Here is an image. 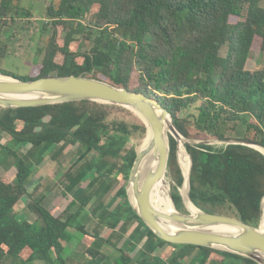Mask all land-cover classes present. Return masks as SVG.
Instances as JSON below:
<instances>
[{"label": "trees", "instance_id": "1", "mask_svg": "<svg viewBox=\"0 0 264 264\" xmlns=\"http://www.w3.org/2000/svg\"><path fill=\"white\" fill-rule=\"evenodd\" d=\"M22 11L30 15L21 0H0V60L11 54L8 40ZM44 14L40 32L51 27V34L43 47L36 44L42 59L21 79L83 74L157 98L187 138H240L264 146V65L246 68L255 48L264 54V0H49ZM0 72L13 75L1 66ZM0 133L10 137L0 144L6 171L0 176V264H135L130 251L142 241L136 264H259L165 241L135 213L126 184L137 145L127 144L142 143L146 125L132 110L91 100L0 107ZM23 143L30 147L20 155ZM58 144L75 145L70 156L76 159L57 180L58 198L48 204L54 184L31 192L27 184L47 156L56 161ZM185 147L193 203L257 227L264 154L244 144ZM168 167L181 211L183 175L170 134ZM67 195L71 200L61 209ZM88 215L95 221L91 230L83 222ZM73 238L85 246L79 257L66 255ZM104 246L111 248L110 263L97 260Z\"/></svg>", "mask_w": 264, "mask_h": 264}, {"label": "water", "instance_id": "2", "mask_svg": "<svg viewBox=\"0 0 264 264\" xmlns=\"http://www.w3.org/2000/svg\"><path fill=\"white\" fill-rule=\"evenodd\" d=\"M79 100L123 106L132 110L146 125V135L130 169L126 192L135 213L156 236L171 243L194 244L235 253L264 264V230L260 229V223L255 227L233 216L204 211L193 203L189 195L192 159L187 151L189 167L186 172L180 163L183 182L178 188L186 211L176 208L171 189L169 195L175 208L174 212L158 210L151 199L153 186L165 176L168 166L169 134L177 141V155L181 139L186 144H212L215 141L222 144H244L258 149L263 154L264 146L240 138L197 142L188 139L177 130L172 115L157 98L83 74L24 80L0 72V107L18 108ZM151 152L157 159V164L143 173V161ZM185 187L184 194L182 188ZM185 195L195 211L187 206ZM263 202L264 197L261 202V214Z\"/></svg>", "mask_w": 264, "mask_h": 264}, {"label": "rangeland", "instance_id": "3", "mask_svg": "<svg viewBox=\"0 0 264 264\" xmlns=\"http://www.w3.org/2000/svg\"><path fill=\"white\" fill-rule=\"evenodd\" d=\"M48 1L49 0H21V5L27 10H29L30 15L28 16L26 14V11H22V13L19 14V16L17 17L16 28L14 27V31H13L14 36L10 40H8V47H9L8 50L11 52V54L5 56V58L0 60V66L10 71L16 77L21 78L27 76L30 68L34 64L39 63L42 59L41 55H36V44H38L39 47H43L45 45L46 38L51 34V27L47 31H44L42 33L40 32V27L42 26L41 22H44L45 20L44 13ZM93 10H96V7H94ZM27 25H31V28H29L28 30H26ZM4 42L6 41L4 40ZM263 65H264V54L260 53L255 48L254 51L251 53L250 58L247 60L246 68L248 70H255L261 68ZM9 138L10 137L8 134L0 133V144L2 143L6 144L7 141H9ZM188 139L195 140L196 142L198 140H202V139H193V138H188ZM181 143L184 147V154L183 157H179V148H178V155H177L178 162L180 161L179 165L181 163V165H183L185 169H188V161H187L188 155L186 156V147H185L186 143L183 141V139H181ZM9 144L10 143H8V145ZM212 144L217 147L223 145L218 141L212 142ZM131 145H135V146L137 145V150H138L141 143L136 144L135 139H130V141L127 144V147H130ZM29 147L30 145L28 143H23L17 147V152L20 155H22L27 152ZM75 147H76L75 145H67L65 147H62L61 144L55 145L54 149L57 150L58 152L56 156V161L52 162V160L49 159V156H47L46 160L43 161V164L36 166V168L34 169L33 176L27 184L28 191L31 192L32 190L38 188L39 184L41 186L42 183L50 186L54 184L55 185L54 189L48 194L46 201L48 204L55 202L56 198H58V192L61 189L60 185H57V180L60 178L61 174L65 170H67L68 167L76 159V156L74 157L70 156V154L72 153ZM5 172H6L5 169L2 166H0V176L3 175ZM14 172L15 169L13 168L7 171V173L10 175H12ZM91 174L92 173L88 174L86 180H89L90 176H92ZM167 177L169 178L170 189L172 191V187L176 186V182L171 176L169 167H168ZM72 194L74 195L73 191ZM70 200H71V195H67V197L64 198L61 201V203H59L60 208L64 209L66 204ZM17 205H18L17 206L18 218L19 220H23L26 217L23 211L24 202L19 201ZM181 211H186L185 207H183V210ZM263 217H264V205L260 220L261 218L263 220ZM30 218L33 219L32 216ZM83 222L88 230H91L95 226L94 218L91 215H88ZM71 230L74 231L73 229ZM142 242L137 245L136 249L130 251L131 257L134 260L133 262H135V264L139 262L143 256L142 253L140 252V246ZM84 248L85 246L83 244H78V238H73L67 244L66 255L79 257ZM110 249L111 248L109 246H104L102 249V254L97 258V260L99 262L104 260L110 263L111 260L110 259L111 255L109 253ZM155 261L156 260L149 261L147 262V264H154ZM177 264H182V263L179 262ZM187 264H191L190 260L187 261Z\"/></svg>", "mask_w": 264, "mask_h": 264}, {"label": "bare ground", "instance_id": "4", "mask_svg": "<svg viewBox=\"0 0 264 264\" xmlns=\"http://www.w3.org/2000/svg\"><path fill=\"white\" fill-rule=\"evenodd\" d=\"M167 127L169 125V123L167 122ZM181 140L179 142V157H180V151H181ZM187 156V154H186ZM187 161H188V165H189V159L187 156ZM157 164V159L153 156L152 152L149 153L147 155V159H146V171L149 169H152L156 166ZM189 167V166H188ZM184 170L187 172L188 169ZM168 176V166L166 167V173L165 176L160 179L157 183H155V185L153 186V189L151 191V199L153 202V205L160 211H165V212H174L175 208L174 205L171 201L169 192H170V183H169V178ZM186 186V185H185ZM184 194L186 192V187L182 188ZM185 201L187 203V206L192 209L193 211H195L194 206L189 202L187 196L185 195ZM264 205V202H263ZM262 224L260 225V229L264 230V217L263 220L261 219ZM260 221V222H261Z\"/></svg>", "mask_w": 264, "mask_h": 264}]
</instances>
